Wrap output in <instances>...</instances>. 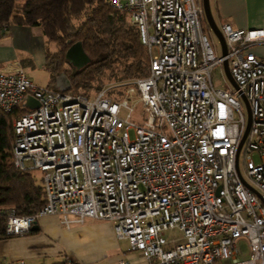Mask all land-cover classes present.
Segmentation results:
<instances>
[{"label": "built area", "instance_id": "obj_1", "mask_svg": "<svg viewBox=\"0 0 264 264\" xmlns=\"http://www.w3.org/2000/svg\"><path fill=\"white\" fill-rule=\"evenodd\" d=\"M106 2L139 27L147 75L87 95L40 86L20 63L0 70V111L28 110L13 120L14 166L40 171L45 195L37 213L10 209L5 235L45 216L67 227L102 220L128 242L118 264H264V59L255 50L264 28L225 22L227 54L217 56L203 0ZM225 60L239 89L213 83ZM240 92L252 120L238 153L248 124ZM29 95L38 108L25 106Z\"/></svg>", "mask_w": 264, "mask_h": 264}, {"label": "trees", "instance_id": "obj_2", "mask_svg": "<svg viewBox=\"0 0 264 264\" xmlns=\"http://www.w3.org/2000/svg\"><path fill=\"white\" fill-rule=\"evenodd\" d=\"M5 24L41 27L47 41L57 45L56 51L46 50L50 87L58 88L57 79L64 73L71 82L68 91L91 95L103 88L108 72L116 81L148 74L149 53L139 27L128 12L114 10L106 0H0V29ZM76 42L92 58L82 68L67 58ZM27 111L23 106L10 113L0 111V239L9 238L5 228L10 209L29 215L45 204L43 185L34 171L19 170L13 163V120Z\"/></svg>", "mask_w": 264, "mask_h": 264}, {"label": "crops", "instance_id": "obj_3", "mask_svg": "<svg viewBox=\"0 0 264 264\" xmlns=\"http://www.w3.org/2000/svg\"><path fill=\"white\" fill-rule=\"evenodd\" d=\"M211 5L217 21L226 19L235 28H264V0H211ZM47 42L38 26L1 28L0 70H13L17 63L24 68L23 60L33 57L45 64ZM37 225V230L0 239L3 264H118L129 254L128 242L116 236L110 221L89 219L67 227L60 218L45 216Z\"/></svg>", "mask_w": 264, "mask_h": 264}, {"label": "rangeland", "instance_id": "obj_4", "mask_svg": "<svg viewBox=\"0 0 264 264\" xmlns=\"http://www.w3.org/2000/svg\"><path fill=\"white\" fill-rule=\"evenodd\" d=\"M23 2H24V0H19V3H23ZM214 10H215V8H213V12L215 13ZM225 21H226V19L225 20H218L217 22H218L219 26L221 27L225 23ZM211 39H212V43L214 45L215 53L217 54V56L222 55L220 42L214 33L211 35ZM46 49H49L51 51H56L57 45L54 42H47ZM255 50L257 51L258 56H260L264 59V45L257 46L255 48ZM45 62H46V60H45ZM23 65H24V68H25L27 75L33 81H35L38 85L43 86V87L50 85L51 74L45 68V64L40 65L39 61L37 62L35 60V58L33 57V58H29V59L26 58L25 60H23ZM109 74H110L109 72L106 73V76L103 78L104 79L103 87L110 86L112 84H116L117 82H119L118 80L116 81L115 79L111 78V76ZM212 79H213V83H214L215 87H217V88H227V89L232 88L231 81L225 72V68H224L223 64H218L214 68V70L212 72ZM91 95H95V92H93ZM242 103H243V110L247 116L246 106H245L243 101H242ZM127 113H128V111L124 110V111H122L121 116L126 117ZM139 118H140V113H139V110H137L136 113H134L132 115V120L135 122H138ZM129 134H130L131 139L136 138V134H135V131L133 129H131L129 131ZM243 159H244V155L242 152V154L240 155V166H241L242 171L245 172V168L243 165ZM255 160L257 162H261L260 156H258L256 154ZM33 174L36 178L37 183L39 185H42L41 172L40 171H34ZM166 237L167 238H173L174 237L176 242H180L183 239V234L179 229H169L168 231H166ZM242 246H243L244 252L246 253V256H244L242 258H247L249 255L248 245L246 243H243ZM223 264H233V263H232L231 259H227L224 261Z\"/></svg>", "mask_w": 264, "mask_h": 264}, {"label": "water", "instance_id": "obj_5", "mask_svg": "<svg viewBox=\"0 0 264 264\" xmlns=\"http://www.w3.org/2000/svg\"><path fill=\"white\" fill-rule=\"evenodd\" d=\"M203 5H204V10H205V14H206L208 24L211 27L212 32L215 34V36L218 38V40L221 44L223 55H226L227 54V43H226L225 37L221 31V28H220V26H219V24L215 18V15H214V12L212 9V5H211V0H203ZM67 58L71 62V64L74 65L76 68H82L92 61L91 56L85 51L84 46L81 42H76V43L71 45V47L67 51ZM224 68H225V72H226L227 76L229 77V79L231 81L232 86L235 89H239L238 84L236 83L235 79L233 78V76L230 72L229 64H228L227 60H225V62H224ZM57 85L60 89L67 90L71 87V82L67 78V76L63 73L57 79ZM240 93H241L240 96H241V98H242V100L246 106V109H247L248 124H247L245 135H244V137L241 141V144L239 146L238 153L241 150L243 143L247 137V134L250 130L251 120H252L250 103H249L247 97L242 92H240ZM25 106L28 108L34 109V108H38L40 106V104H39V101L34 96L29 95V96H27V101L25 102ZM35 229L36 230L39 229L37 224H35L32 228V230H35Z\"/></svg>", "mask_w": 264, "mask_h": 264}]
</instances>
